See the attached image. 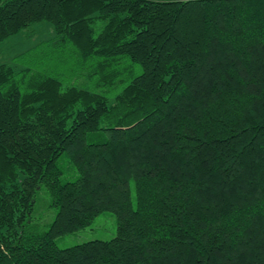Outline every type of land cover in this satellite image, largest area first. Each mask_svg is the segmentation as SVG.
Wrapping results in <instances>:
<instances>
[{
  "label": "trees",
  "instance_id": "trees-1",
  "mask_svg": "<svg viewBox=\"0 0 264 264\" xmlns=\"http://www.w3.org/2000/svg\"><path fill=\"white\" fill-rule=\"evenodd\" d=\"M39 22L80 73L0 65V264H264V0H0V44Z\"/></svg>",
  "mask_w": 264,
  "mask_h": 264
},
{
  "label": "rangeland",
  "instance_id": "rangeland-1",
  "mask_svg": "<svg viewBox=\"0 0 264 264\" xmlns=\"http://www.w3.org/2000/svg\"><path fill=\"white\" fill-rule=\"evenodd\" d=\"M54 31L51 24L39 22L29 29L13 36L0 44V65L11 63L21 54L33 50L34 58L42 59L46 67L55 70L66 81L75 80L80 73V62L71 49L60 46L54 41ZM54 42V43H53ZM40 62V61H39ZM64 174L62 182H72L78 178V173L70 167L68 161L60 162ZM134 197V193H133ZM57 215V209L52 206V198L45 186H41L37 196L32 215L33 229L40 232L49 229ZM117 235V217L112 212L100 214L91 226L74 234L61 236L57 239L59 248L66 249L94 240L109 241Z\"/></svg>",
  "mask_w": 264,
  "mask_h": 264
}]
</instances>
